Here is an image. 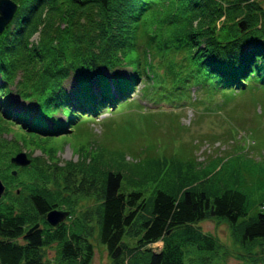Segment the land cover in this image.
<instances>
[{
  "label": "trees",
  "instance_id": "1",
  "mask_svg": "<svg viewBox=\"0 0 264 264\" xmlns=\"http://www.w3.org/2000/svg\"><path fill=\"white\" fill-rule=\"evenodd\" d=\"M12 1L0 32V115L30 144L47 145L40 136L65 133L79 113L128 102L142 77L164 95L192 80L222 92L264 89V12L256 0ZM144 13L156 23L148 39L154 47L139 42ZM122 66L127 76L117 73ZM68 74L71 96L62 87ZM58 109L63 122L52 117ZM93 141L75 162L60 165L47 150L49 161L25 167L10 164L0 142V264H90L94 232L109 264H228L221 243L195 226L202 220L225 222L230 244L248 257L239 264L252 257L264 264V160L202 163L194 142L168 154L129 146L126 159L122 136L113 134L109 146ZM51 209L68 213L54 227L45 221Z\"/></svg>",
  "mask_w": 264,
  "mask_h": 264
},
{
  "label": "rangeland",
  "instance_id": "2",
  "mask_svg": "<svg viewBox=\"0 0 264 264\" xmlns=\"http://www.w3.org/2000/svg\"><path fill=\"white\" fill-rule=\"evenodd\" d=\"M256 1L264 12V0ZM155 25L153 15L144 13L139 42L146 48L154 47L155 43L149 44L148 39L154 34ZM159 38L158 36L155 39ZM145 56L144 59L152 62V51H146ZM116 70L123 76L130 72L126 66ZM104 73L107 76L110 74L106 70ZM135 83L128 102L121 103L116 108L102 109L99 115L93 114L91 117L79 113L74 120L77 125L69 126L65 133L40 136L42 139H49L47 145L33 142L30 144L28 133H24L0 115V142L5 144L2 150L6 152L8 162L18 153H24L29 159L25 166L30 164L31 159L44 158L43 160L49 161L46 154L49 152L53 153V158L60 165L64 161L75 162L83 153L87 155L92 150L94 139L108 144L113 134L125 138L119 148L125 150L126 159H129V146L143 148L149 145L154 150H164L168 154L180 145L189 147L194 142L193 156L202 163L214 157L224 160L236 155L253 161L264 160V89L253 87L242 92H222L192 80L184 83L182 88L172 91L170 95H164L165 92L156 89L155 85L149 89L150 82L143 77ZM62 87L71 96L75 88L71 74L64 78ZM143 88L145 93L142 94ZM10 98L19 106L26 104L13 95V92ZM35 111V104L32 103L29 114H34ZM52 117L61 122L66 120L60 109ZM47 122L50 124L49 120ZM31 137L35 139L37 136L30 134ZM117 141L115 139L114 142ZM195 226L221 243L222 258L226 263L239 264L243 259H248L246 255L238 254L230 244L225 222L202 220ZM90 241L93 246L90 264H109L106 252L101 245L96 244L95 232ZM149 247L158 248L154 243ZM46 253L51 256L53 248H47ZM252 258L254 261L251 264H260L259 257Z\"/></svg>",
  "mask_w": 264,
  "mask_h": 264
},
{
  "label": "water",
  "instance_id": "3",
  "mask_svg": "<svg viewBox=\"0 0 264 264\" xmlns=\"http://www.w3.org/2000/svg\"><path fill=\"white\" fill-rule=\"evenodd\" d=\"M16 9V4L12 0H0V32L4 28V26L9 22L14 11ZM239 29L243 30L245 28V22L240 20L238 22ZM10 163L22 167L29 163V159L25 156L24 153H18L15 156L9 159ZM15 170L11 171L12 175H15ZM4 192V184L0 179V197ZM66 210H59V209H51L45 213V221L51 227H54L58 223L62 222L65 217L67 216ZM38 227V223H35L30 228H28L25 232V235H28L31 231ZM169 231V230H168ZM167 231V233H168Z\"/></svg>",
  "mask_w": 264,
  "mask_h": 264
}]
</instances>
